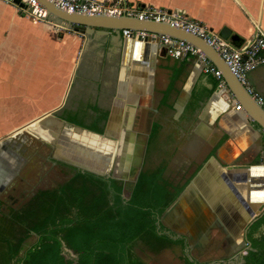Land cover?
<instances>
[{
  "label": "crops",
  "instance_id": "0c3cea01",
  "mask_svg": "<svg viewBox=\"0 0 264 264\" xmlns=\"http://www.w3.org/2000/svg\"><path fill=\"white\" fill-rule=\"evenodd\" d=\"M127 1L179 11L220 33L228 27L244 41L257 28L264 33V0ZM55 23L31 18L18 2L0 0V146L12 139L50 142L24 127L55 114L59 119L43 126L56 133L55 140L63 133L96 151L52 144V160L73 171L60 184L87 171L110 178L126 199L137 182L129 186L122 164L134 160L135 147H143L140 173L161 169L179 193L159 217L165 240L142 237L131 251L147 264H242L254 212L264 202V127L237 107L241 101L227 98L224 76L223 88L216 89L219 79L203 70L200 58L170 57L156 41L122 30ZM249 82L264 97V62L249 72ZM105 131L116 147L124 140L125 159L117 166L115 150L111 176L96 171L103 169L109 143L99 135ZM44 155L33 157L41 163ZM263 232L264 224L254 235Z\"/></svg>",
  "mask_w": 264,
  "mask_h": 264
},
{
  "label": "trees",
  "instance_id": "16d2710c",
  "mask_svg": "<svg viewBox=\"0 0 264 264\" xmlns=\"http://www.w3.org/2000/svg\"><path fill=\"white\" fill-rule=\"evenodd\" d=\"M178 72L172 75L170 89ZM156 129L157 125L152 135ZM110 181L76 171L57 187L40 191L37 202L34 199L3 214L0 264H147L131 246L142 237L165 240L159 217L175 201L179 189L167 185L161 169L141 172L129 199L114 191ZM262 224L264 214L250 229L251 244L242 264H264V232L254 235ZM32 233L38 240L22 252Z\"/></svg>",
  "mask_w": 264,
  "mask_h": 264
},
{
  "label": "built area",
  "instance_id": "2783aa9c",
  "mask_svg": "<svg viewBox=\"0 0 264 264\" xmlns=\"http://www.w3.org/2000/svg\"><path fill=\"white\" fill-rule=\"evenodd\" d=\"M15 3V0H5ZM57 7L73 13L81 14H126L136 16L140 19L154 20L157 22H168L175 26L184 28L202 38L212 45L219 55L225 60L231 71L237 76L242 84L246 86L253 98L264 107V97L256 91L249 82V72L264 62V33L258 28L252 31L247 41L240 46H235L228 38L220 32L210 29L202 22L189 18L179 11L155 6H138L127 0H49ZM19 8L31 18L53 24L56 18L48 11L40 0H19ZM58 25V24H57ZM123 34L130 36L129 29H123ZM142 34L147 40L157 42L164 48L167 55L173 58L195 56L204 61L203 70L213 73L219 84L223 85L222 72L197 46L189 41L178 39L165 34L152 32H137L133 36ZM239 106V105H237ZM264 159V154H263Z\"/></svg>",
  "mask_w": 264,
  "mask_h": 264
},
{
  "label": "water",
  "instance_id": "95a60500",
  "mask_svg": "<svg viewBox=\"0 0 264 264\" xmlns=\"http://www.w3.org/2000/svg\"><path fill=\"white\" fill-rule=\"evenodd\" d=\"M16 2H19V0H15ZM41 3L48 9V11L59 21L65 22L68 25H76V26H87V27H100V28H107V29H114V30H123V29H129L130 30V36H133L134 32H152L156 34H165L169 35L178 39H182L185 41H189L193 43L195 46L199 47L206 56L211 59L212 61H215L219 69L222 72V76H224L227 88L229 89L227 92V98L237 99L241 101V104H237L245 109L248 116L250 118H253L254 120H257L263 127H264V107L258 103L255 98H253L252 94L249 92V90L246 88L244 84L240 82V80L237 78V76L231 71L225 60L219 55V53L215 50V48L210 45L204 38L189 32L185 30L184 28L175 26L168 22H157L154 20H147V19H140L136 16H129L126 14H81V13H73L68 12L66 10H63L59 7H57L52 1L49 0H40ZM221 34L228 38L235 46H240L244 43V40L240 38L238 34L235 32H231V30L228 27H223L221 29ZM137 38L139 40H144V36L142 34H138ZM147 42V41H146ZM223 88L222 85L217 86V90ZM56 118L59 119V117L55 114L48 113L45 115H41L38 118L28 122L25 125V129L37 136H41L42 138L50 141V143L57 145L59 147H67L69 149L78 150L83 152H96L93 151L95 147L92 145H85V142L78 141L75 138L67 139L66 136L60 134L59 138L55 140L56 133H50L49 131L45 130L43 128L44 124H48L52 120L55 121ZM78 131L84 129L82 126H75ZM85 133L89 134H97L96 132L87 130L83 131ZM107 134H109L108 131H105L102 134H99L100 136L106 138V142L109 141L107 138ZM66 137V138H65ZM65 138V139H64ZM83 140V139H82ZM113 140H110L109 143H106V148L103 150V159H102V170H96L97 172L104 174V175H110V169L114 165V153L116 150V155H118L120 146L116 147V144ZM115 145V146H114ZM72 150V151H73ZM143 150V149H142ZM77 151V152H78ZM142 151L141 154L138 156L137 160L132 163L131 168V176L128 179V182L131 184H135L138 180V176L142 167ZM69 160V159H67ZM70 162L74 164H78L80 166H83L84 164H81L77 162L76 160H69ZM241 167L250 168V165H241ZM91 168V167H90ZM110 179V178H109ZM264 182V178L262 180ZM264 187V185H263ZM264 193V192H263ZM253 213V212H252ZM257 214L255 219L257 220L260 215L264 214V202L261 203L259 208L256 209L254 212ZM258 217V218H257ZM250 241H248L247 249H249Z\"/></svg>",
  "mask_w": 264,
  "mask_h": 264
},
{
  "label": "flooded vegetation",
  "instance_id": "af4514ba",
  "mask_svg": "<svg viewBox=\"0 0 264 264\" xmlns=\"http://www.w3.org/2000/svg\"><path fill=\"white\" fill-rule=\"evenodd\" d=\"M52 148V143L41 139L29 143L12 139L0 146V217L30 204L40 191L54 188L51 178H55L58 170L67 174V167H60L52 160ZM21 152L26 154L22 159ZM40 152L45 155L38 163L33 155Z\"/></svg>",
  "mask_w": 264,
  "mask_h": 264
},
{
  "label": "rangeland",
  "instance_id": "374dc122",
  "mask_svg": "<svg viewBox=\"0 0 264 264\" xmlns=\"http://www.w3.org/2000/svg\"><path fill=\"white\" fill-rule=\"evenodd\" d=\"M20 10H21V9H20ZM21 12H23V11L21 10ZM24 13H25V12H24ZM57 21H59V20H57ZM59 22H61V21H59ZM58 26H59V25H58ZM71 172L73 173V171H71ZM71 172L68 171L66 175H68V173L71 174ZM57 173L61 176V177L59 178L60 180H56L55 178H51L54 184L57 183L56 186H58L61 182H63V181H61V180L65 179L64 174H61V172H59V170L57 171ZM129 186L131 187V183H130V182H129ZM37 240H38V236H37V234H35V233H32L30 236H28V237L26 238L25 242H24V248H23L22 252H23L26 248H28V247H30L31 245H33ZM71 252H72V251H69V250H68V253H71ZM68 253L66 252L67 255H68ZM74 264H77V262L74 261Z\"/></svg>",
  "mask_w": 264,
  "mask_h": 264
},
{
  "label": "bare ground",
  "instance_id": "6f19581e",
  "mask_svg": "<svg viewBox=\"0 0 264 264\" xmlns=\"http://www.w3.org/2000/svg\"><path fill=\"white\" fill-rule=\"evenodd\" d=\"M152 47V46H151ZM142 140V139H141ZM121 144H120V149H119V152H118V155H116V158H117V166H119L120 165V163H119V160H120V158H124L125 159V155H123V149H124V140H123V136H122V139H121ZM137 148H139V149H137ZM142 148L143 147H135V153H136V156H134L133 158H134V160L133 161H131L130 162V164H129V161L128 162H124V164H122V165H125L127 168H128V174L131 176V168H132V163H134L136 160H137V158H138V156L141 154V151H142ZM116 163V162H115ZM94 166V165H93Z\"/></svg>",
  "mask_w": 264,
  "mask_h": 264
}]
</instances>
